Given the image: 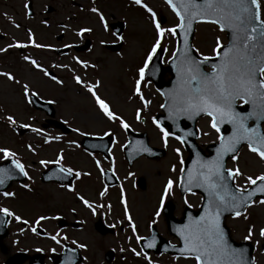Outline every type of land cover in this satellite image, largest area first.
Returning a JSON list of instances; mask_svg holds the SVG:
<instances>
[{"label":"rangeland","instance_id":"rangeland-1","mask_svg":"<svg viewBox=\"0 0 264 264\" xmlns=\"http://www.w3.org/2000/svg\"><path fill=\"white\" fill-rule=\"evenodd\" d=\"M28 1L0 0V49H6L0 51V72L9 73L14 77L13 81H9L5 76H0V120L2 121L0 148L14 153L12 158L23 164L30 173L28 182L37 183L38 180L40 186L39 190L36 189V194H24L21 191L20 201L0 197V207L7 208L14 214L11 216L9 234L0 244V264H4L16 253H26L29 256L36 253L46 255L51 252L61 253L65 243L73 247L77 244L83 245L80 247L84 256L82 264H109L105 262V254L110 250H113L117 257L116 261L110 264H148L141 248L134 244L136 242V245H139L137 236L142 238L148 234L150 224L147 226V222L150 219H154L153 224L156 225L158 232L165 238L168 237L164 218L156 215L161 197L163 201L170 198L178 204L179 211L175 210V214L183 209L184 204L196 207L198 203V199L193 196L181 200L178 192L179 173L182 169L179 170V167L187 158L181 145L168 139V154L165 158L156 162L141 158L132 167L135 176L145 175L147 186L145 191L132 192L130 189L129 192L128 202L133 211L131 214L136 229L135 234L131 226H124L123 231H119L122 225L120 221L127 220L125 204L118 202V198L112 196L113 193H110L108 202L102 203V200L97 199L100 195L98 191H92V186L82 185L84 184L82 181L78 183L77 191L70 197L64 190L59 192L53 185H44L40 182L39 172L41 167H46L41 166V160L52 163L56 161L58 155H63V158L67 155L68 163L76 168L87 169L93 167V164L75 149L79 136L75 135L70 144L66 145L64 139L51 138V136L57 137L51 128L49 132L42 131L45 116L30 108V95L24 96L22 86L27 84L29 93L35 92L54 104L56 119L76 127L79 133L85 131L103 133L107 129L118 127L116 131L118 139L114 140V147L122 148L127 142L123 136L124 129L119 127L118 122L109 121L100 112L91 93L83 86L97 85L93 90L108 103L111 111L119 115L135 131L147 133L151 144L161 148V133L157 128L152 127L151 120L161 111L162 99L159 93L154 89L152 82L146 81L144 77L140 83L143 85L140 87L143 101L133 94L135 81L139 79L138 70L144 66L156 39L151 17L144 8L131 0H32L35 14L34 18H28L25 8ZM260 1L264 12V0ZM142 3L155 13L156 20L162 28L167 29L177 24L175 14L163 1L142 0ZM92 8H96L99 15L93 12ZM100 16H103V22ZM115 22L125 24L124 34L119 40L112 35L109 27ZM82 28H88L90 31L77 35L76 33ZM196 31L193 44L200 56H214L213 48L217 40L221 45L226 43L225 35L214 25L201 24ZM29 32L33 41L43 47L32 46L33 41L28 39ZM59 35H64L62 41L56 38ZM84 36L92 40L93 47L83 55L68 54L59 58L51 52L52 48L82 43ZM120 41H123L124 46L117 52H106L104 49L105 44H116ZM16 43L35 50L21 56L16 47H8ZM160 46L164 50L163 62L166 65L176 50L177 35L174 37L165 33L161 38ZM9 52L13 54L10 56ZM24 57L36 62L38 59L45 66L43 68L46 71L47 68L55 70V74L60 75L61 83L54 84L53 79L47 78L43 72L34 71L30 64H26ZM85 64L87 66H83ZM76 76L81 79V84L76 83L74 79ZM137 110L141 113L140 120L135 118ZM8 115L16 121L14 126L27 124L31 128L39 129V133L31 131L24 137L15 135L8 127V121L4 119ZM209 121L208 118H203L199 123V142L203 146L217 140V135L209 126ZM46 139L49 143L44 142ZM53 140L55 142H52ZM176 149H179V155L177 153L173 155ZM2 159L8 158H4L3 153H0V160ZM117 166H120V173L126 175L127 171L123 170L122 163H118ZM228 168H238L242 175L235 178V184L240 188H248L250 185L245 178L248 176L255 178L264 174V161L248 148H244L237 159L229 163ZM168 180H172L173 184L169 192L164 193ZM131 182L128 177L123 180V185L130 188L128 186ZM96 188L99 190L100 184ZM78 197H82L93 207H85ZM97 210L107 216V219L103 218L106 225L113 224L118 228L113 235L102 236L93 228V220L94 224L98 220L97 215L95 216ZM57 214H64L68 224L77 223L81 229L75 230L71 227L60 229L61 217ZM244 216H247V219ZM15 217H19L20 221ZM40 217L45 219L41 220ZM227 224L235 240L250 241L254 244V264H264V240L259 235V229L264 228V204L255 203L240 217L229 218ZM249 227L252 228L253 235L250 240H245ZM33 228L41 229L46 233L45 236L33 232ZM51 236H56L59 243L53 241ZM133 249L142 254L134 255ZM147 256L152 264H195L193 259L153 254ZM45 264L52 263L47 258Z\"/></svg>","mask_w":264,"mask_h":264},{"label":"snow or ice","instance_id":"snow-or-ice-1","mask_svg":"<svg viewBox=\"0 0 264 264\" xmlns=\"http://www.w3.org/2000/svg\"><path fill=\"white\" fill-rule=\"evenodd\" d=\"M136 5L144 8L149 13L152 24L155 27L156 39L152 45L151 51L148 53L147 60L144 66L139 68V79L135 81L134 95L143 101L140 93V83L145 77V69L148 67V61L152 59V55L160 46L161 38L165 33L176 36L179 30L184 39L189 31H191L194 21L202 23H210L217 25L221 31L229 30L232 34V42L229 46L224 47L220 41H216V46L213 52L220 58L219 64H213L211 74L201 71L200 64L206 62L209 58L205 56L202 61H197L189 57L186 53H182V59L177 66V74L179 77V86L172 94V108L169 111V116L172 117L179 112L189 114V116H197L201 113L210 118L209 126L218 134L219 147L216 149V156L211 161H206L199 164L198 169H189V182L194 187L203 188L208 196V202L203 206V214L199 219L192 220L189 218V223L184 225L182 229L177 230V234L183 241V247L178 251L184 259H193L195 264H247L245 260V249H233L227 244L224 239V232L220 227V217L225 211L232 212L234 217H240L243 213L241 208H246L254 203L264 204V199L254 201L252 198L257 194L264 195V174L258 175L255 178L248 176L245 179L249 185L257 186L253 190L237 187L234 192L230 191L225 183V172L228 180L235 181V178L241 176L242 173L238 168L223 170V158L225 154L235 152L237 144L241 141L247 142L250 152L264 161V135H261L255 127H248L245 121L248 119L264 120V17H262V8L259 0H164L171 11L177 18V24L174 27L164 29L157 22L155 13L152 12L142 0H132ZM29 7L25 4V8ZM97 12L96 8L91 9ZM103 16H100L103 22ZM90 31L88 28H82L77 35L83 32ZM29 41H33L32 34L28 33ZM26 45L16 43L8 47L23 48ZM33 47H43L42 45L32 42ZM223 48V56L220 57V49ZM6 51V49H0ZM176 55V52L173 53ZM24 59L34 68L43 72L45 76H49L45 68L38 65L35 60L28 57ZM77 63H81L77 61ZM83 66H87L86 64ZM0 76H5L9 81H13L14 77L9 73L0 72ZM51 78V77H50ZM54 79V78H53ZM77 84H81V79L74 77ZM19 83V81H16ZM59 84L61 81L56 80ZM87 92L91 93L96 105L103 115L113 122H119V127L128 129L129 125L113 111L110 110L108 103L99 97L93 90L97 85H83ZM24 96H35V92L29 93L28 85L22 86ZM239 99L244 104H252L254 108H259V111L249 112L248 115H241L234 110V103ZM260 102L257 104V102ZM146 106V105H145ZM165 107V105H161ZM137 119L139 120L140 112L137 110ZM9 125H15L16 121L11 115L5 116ZM153 124L161 133V139L167 143V138L170 132L153 119ZM228 123L232 125V135L225 138L219 135L220 125ZM20 128H29L27 124H20ZM32 132L39 133V129L31 128ZM74 131H77L74 129ZM105 135H111L105 133ZM207 135V133H205ZM180 143H184V136H175ZM55 139H59L56 137ZM45 143H49L46 139ZM31 150V149H30ZM147 151V149H145ZM179 155V149H176ZM0 153H3L4 158L14 156V153L8 149L0 148ZM91 155V153H89ZM235 161L237 157L232 156ZM62 156H57L55 163L60 164ZM41 165H45L48 161L41 160ZM12 167L22 176H27L23 164L18 160H12ZM96 167L100 164L97 162ZM58 171L63 172L65 176H75L79 178L82 173L74 172L71 167L65 169L62 166ZM183 171V169H181ZM83 175H89L85 172ZM5 178H11V174L3 168H0V186L5 183ZM259 182V184H258ZM173 184L172 180H168L164 187V193H168ZM185 191L188 189L185 188ZM68 191H73L68 188ZM101 192V197L104 196ZM0 195L12 196L13 193L3 192ZM121 203L124 204L123 190H121ZM84 203L85 207L92 208L93 206L82 197H78ZM163 197H161V204ZM0 214L5 216H13L14 214L7 208L0 207ZM157 211L156 215H159ZM125 216L128 217L127 207H125ZM20 221L19 217H15ZM247 219V216H244ZM45 219V217H40ZM39 223V221H37ZM128 223L135 234L136 229L132 224L131 218L128 217ZM36 231L35 228L32 229ZM253 235L252 228L249 227L248 235L245 240H250ZM259 235L264 238V228L259 229ZM53 241L57 240L56 236L50 237ZM137 243H140L143 238L137 236ZM75 243V242H73ZM153 242H146L142 245L144 248H151ZM77 248L83 245L77 244ZM40 251V249H37ZM134 255L140 256L142 252L132 250ZM144 259L148 264L152 261L147 255ZM66 264H71V260L66 261ZM254 264V262H253Z\"/></svg>","mask_w":264,"mask_h":264},{"label":"water","instance_id":"water-1","mask_svg":"<svg viewBox=\"0 0 264 264\" xmlns=\"http://www.w3.org/2000/svg\"><path fill=\"white\" fill-rule=\"evenodd\" d=\"M198 2H199V0H198ZM197 23L198 22H196V21L193 22L191 31H189L187 33V35L185 36L184 39H181V36L183 34L180 33L178 30L177 33H178V39H179V47H178L177 53L175 55V58L172 60V62L169 64V66L167 68L162 67L163 53L161 50H159V52L154 57L152 64L150 65L146 75H147L148 79H151L155 83L156 87L159 89V91L162 93V95L164 96V99H165V104H164L165 107L163 108V111L165 114L163 116L158 117V122L160 124H162L164 127H168L169 130L173 134L178 135V136H184V143H185V146L187 147V150L189 151V158L185 163L184 170L182 173L181 187L183 189L187 188L188 189L187 191H198L199 193H201L204 197V202L206 204L208 202V196L205 193V191L203 190V188L194 187L189 182V169H198L200 163L213 160L216 156V149L219 147V145L209 147L207 149L209 154L206 155V153L201 148H199L195 142V137H196L195 123L198 120V118L204 114L201 113L200 115L190 117L189 114H187V113L179 112L172 117L169 116V111L172 108V103H173L171 96L179 86V77L177 74V66L179 65V62L182 59L181 54L186 53L189 57H191L192 59L197 60V61L203 60V59H200L196 55V53L192 47V39H193V36L195 33V28H196ZM224 31L227 32V37L229 40V43L225 46V47H227L232 42V34L227 29H225ZM223 51H224V49H222L220 51V54H219L220 57L223 56ZM219 63H220V58L217 56L216 58L208 59L206 62L200 64V69L202 72L207 73L204 70L205 67L212 68L211 66L213 64H219ZM167 72L170 73L172 77L169 80L165 81L164 76ZM211 72H209L207 74H211ZM238 100L239 99H237L235 101V103ZM235 103L233 105L234 110L236 112L240 113L241 115H248L249 112H253V111L258 112L259 111V108H254V106L252 104H247L246 106L237 107V106H235ZM259 103L260 102L258 101L257 104H259ZM250 122H253V124H254L252 127H255L261 135H264V133L261 131V125L264 123V120L251 119L250 118L247 121H245L246 126L249 127ZM185 124L188 125V127H190L192 130L194 127V130L192 133L187 134L186 130H183V126ZM220 128L222 129L223 136L225 138L232 135V125H230L228 123H223L220 125ZM226 128H228V130H225ZM243 144H247V142L241 141L239 144H237V146H236L237 150L235 152L225 154L223 161H222V163H223L222 171L226 170L225 166H226V162L228 161V159L232 158L233 155H236L237 151L239 150V148ZM150 152L155 154V155L159 154L157 150H151ZM159 156H162V155H159ZM12 178H14V177H12ZM225 183L227 184L229 190L234 192L236 187L234 186L232 180L227 179L226 172H225ZM258 184H259V182H258ZM257 186H252L249 190H253V188H255ZM1 190H4V188H2ZM257 197H261L262 199H264V195H260V194L253 196L252 199L254 200ZM246 208H241L240 211L243 213ZM201 210H202V212H198V213L192 212V214L194 213V216H190L191 213H189V212L184 213V217L181 221H177L176 219L174 220L171 218L169 219L168 224H169V228H170V233H171V235H173L174 237L179 239L180 246H170V244L168 242H166L164 239L159 237L157 232L154 231L152 238H150L148 240H144V242H143V244L146 242H153L154 246L151 248H144L145 252L149 253V251L151 249H153V251L155 253H167V254H173L176 256H181L180 252L178 250L181 247H183V241L181 240L180 236L177 234V230L182 229L184 227V225L188 224L189 218H191L192 220L199 219V217L203 214L204 208L203 209L201 208ZM231 214H232V212L225 211L221 214V217H220V227L222 228V230L224 232V239L227 242V244L230 246V248L245 249L246 250L245 251V260H246L247 264H253V258H252L253 246L250 243H236L235 241H233V239L230 236L229 229L226 227L225 218ZM7 222H8V219L4 218V221L0 225V228L2 227V232H0V240L4 239L8 234L7 228H6ZM100 232H105V230L101 229ZM77 254H78V252H77ZM108 255L111 256V258H110V260H111L113 253L110 252V253H108ZM43 258H44V256H36L31 260V264H43ZM62 259H64V258L62 257ZM24 260H25L24 256L18 255L14 258H11L7 264H22ZM80 261H81V257L76 256L75 259L71 260V264H78ZM56 264H65V263H64V261H62L60 263L58 261Z\"/></svg>","mask_w":264,"mask_h":264},{"label":"flooded vegetation","instance_id":"flooded-vegetation-1","mask_svg":"<svg viewBox=\"0 0 264 264\" xmlns=\"http://www.w3.org/2000/svg\"><path fill=\"white\" fill-rule=\"evenodd\" d=\"M1 123L2 122L0 121V126H1ZM112 135H114V134L112 133ZM123 136L126 138L127 137V133H124ZM85 155H87V156H89L91 158V161H92V164H93V167L94 168L93 167H89L87 169H81L80 170V169L76 168L74 165L68 163V160H67L68 156L67 155L61 161L62 165L66 169L69 168V167H71L74 172H77L78 171V172H81L82 173V175L79 178H76L74 176L73 180L70 181L72 183H71V186H69V187L70 188H73L74 186L75 187H78V183H80L82 181L84 183L82 185L89 186V187L92 186V191H96V192L98 191L99 194L101 192H114L119 186H117L115 188L108 187L104 183V179H103L102 172H99V170L96 167L97 162H99L100 167L102 169H104L105 167H103V165H106L107 163H109L110 162V159H106L104 157V155H102V153L99 154V152H97V153H91V155H89V153L86 152ZM119 161L123 163V170H125V172L127 171L126 172V175H122L121 174L122 177H134L135 178L134 179V183H133V187H131V190L132 191H137V192H139V191H145L146 190V186H147V183H146L147 182V178L145 177L144 174L143 175H140V176H138V175L135 176V174H134V172L132 170V167H134V165L136 164L137 161L134 162L131 165H129L125 161L124 157H122V160H119ZM150 162H154V161H150ZM85 172L89 173V175H83V173H85ZM98 172H99V175H98ZM95 174H96V177L94 178ZM116 175L118 177L120 176L118 173H116ZM47 184L48 185H53L54 187H57L59 189V191H62V190L65 191L67 189L66 188V185H63V184H59V183H55V182H50V183H47ZM99 184H100L101 188L98 190L96 187ZM74 192H76V191L74 190ZM175 210L179 211L178 210V204H175ZM181 212H182V209H181L180 212L177 213L178 216H181ZM92 224H93V228L95 229L94 222ZM65 225H66V228L67 227H71L72 229H75L76 230L75 225H70V224H67V223ZM79 229H81V228H79ZM56 256H57L56 254L52 255L53 258H55Z\"/></svg>","mask_w":264,"mask_h":264}]
</instances>
